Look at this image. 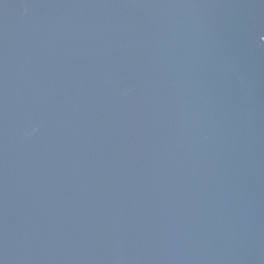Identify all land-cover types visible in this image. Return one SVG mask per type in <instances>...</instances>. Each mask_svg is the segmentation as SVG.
<instances>
[{
    "label": "water",
    "instance_id": "water-1",
    "mask_svg": "<svg viewBox=\"0 0 264 264\" xmlns=\"http://www.w3.org/2000/svg\"><path fill=\"white\" fill-rule=\"evenodd\" d=\"M0 264H264V0H0Z\"/></svg>",
    "mask_w": 264,
    "mask_h": 264
}]
</instances>
